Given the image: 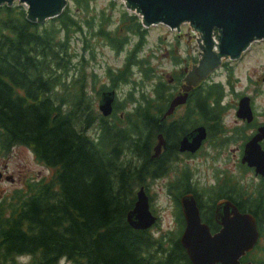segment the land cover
I'll return each instance as SVG.
<instances>
[{
    "label": "trees",
    "instance_id": "1",
    "mask_svg": "<svg viewBox=\"0 0 264 264\" xmlns=\"http://www.w3.org/2000/svg\"><path fill=\"white\" fill-rule=\"evenodd\" d=\"M93 1L68 0L72 6L42 24L28 21L22 6H0V156L15 146L26 147L50 171L48 177L29 180L22 189L1 197L0 264H191L179 243L180 212L179 230L156 237L133 230L125 217L134 203L133 189L141 187L145 177L154 180L171 171L165 154L176 152L179 138L193 127L186 128L190 115L200 117L212 134L220 132L222 87L201 84L184 116L161 120L171 91L159 79L149 98L131 75L135 68L141 81L153 77L148 60L137 55L146 29L138 17L123 11L119 25L109 30L110 16L91 15ZM74 36L81 39L82 51L72 65ZM130 37L137 42L126 53L123 67L105 70L110 86L97 95L128 85L123 104L135 105L122 118L113 115L108 121L86 96L97 80L89 67L94 60L90 40L100 39L118 54ZM123 104H116L115 112L123 110ZM94 127L95 137L88 136ZM157 133L165 137L166 151L152 160V149L149 152ZM126 154L137 160H127ZM182 174L190 178L186 171ZM182 178L168 187L176 207L182 192H195ZM228 185L208 197L211 203L199 205L204 220L212 218L216 200L227 198L239 211L262 221V192L254 197L232 179ZM205 207L210 208L208 213Z\"/></svg>",
    "mask_w": 264,
    "mask_h": 264
},
{
    "label": "rangeland",
    "instance_id": "2",
    "mask_svg": "<svg viewBox=\"0 0 264 264\" xmlns=\"http://www.w3.org/2000/svg\"><path fill=\"white\" fill-rule=\"evenodd\" d=\"M66 1L67 4L71 5V3H68V0ZM110 2H114L113 6H110ZM124 3H126L124 0H94L92 4L93 13L91 15L98 18L100 13L103 12L106 16H110L108 28L112 31L119 25L120 13L127 11ZM72 11V13H76L74 9ZM78 17L83 16L78 15ZM210 38L214 43H212V49H210L208 54L211 56V59H214V57L218 56L217 38L215 39L213 35ZM136 42L135 38L130 37L124 51L115 54L102 40H96V38L90 40V44L93 45L94 60L89 63V67L90 71L96 74L97 80L93 86L92 84L89 85L86 96L91 101L94 111L98 114L99 95H97V92H100L103 87L108 88L110 86L104 74L105 70L107 68H111L113 71L120 69L124 63L126 53L132 49ZM70 50L74 55V59L71 61L72 65H74L78 61V56H80L82 51V41L79 37L74 36ZM202 50H204L202 35L194 32L187 23L181 24L178 28L174 29H170L162 24L148 27L146 29L144 45L137 55L140 59L148 60L149 67L153 69V77L150 81H141L142 79L138 71L132 68L131 75L132 79L137 83V89L142 88L145 95L150 98L153 95V86L160 79L167 85L169 91L170 89L172 90L175 86L180 85L176 79L179 74V67L187 68L189 72L192 67H190V62L187 59H192L194 56L195 61L197 58L200 61L204 56ZM87 57L88 54L85 52V58ZM175 58L179 60L178 63L174 62ZM208 61L207 59L205 64ZM223 62L227 64L226 68L221 67V64H224ZM185 65L188 66L185 67ZM207 67L208 70L204 77L205 80H208L206 83H219L222 87V96L219 104L221 112L218 115L221 130L219 133L212 135V130L209 131L207 129L200 117L192 118L190 115L186 128L195 124V128L202 127L204 130L205 128L207 130V137L200 149L190 155L185 152L180 153L178 149L170 155L165 154L167 160L171 161H169L171 171L165 177L154 180L145 177L143 183L140 184L144 189L145 195L148 197L151 214L158 218L157 228L150 229L153 237L159 236L163 232H176V230H179L176 204L171 191L168 190V185L175 179L181 178V172L186 171L187 175H189V187H193L195 194L201 196V204L203 206L204 202H210L206 192L208 188L218 185L225 174L232 178L233 183H239L240 186L247 189L245 190L247 193H251V189L256 188L259 181V178L255 177L252 170L240 163L243 144L252 133L246 129L242 121L236 118L235 110L237 101L241 96L249 97V106L252 107L254 113L253 124H264V40L252 42L240 57L235 60L219 59L216 65H207ZM181 85H183V82ZM129 88L128 85H119L113 89L115 92V105L123 104ZM185 93L182 90L174 97L184 95ZM135 98L138 99L136 96ZM170 101L168 100L167 105ZM134 105L132 103H124L123 110L114 112V116L122 118L125 113L131 112ZM189 107L190 101L187 100L186 103L176 105L173 111L164 118L165 114H162L160 119L165 122L180 119L187 113ZM105 119L111 121L114 118L111 116L109 118L105 117ZM96 131L94 127L88 130L86 134L95 137ZM157 134L154 135L149 154L157 141ZM223 140L225 141L222 142ZM262 149L264 150V146H262ZM127 160L137 159L128 156ZM0 173L2 174V179L0 180V198L4 194H9L16 189H22L29 180H38L41 176L48 177L50 175V171L47 168L34 160L31 151L22 146H15L10 149L8 154L0 156ZM4 177H11V179L9 181ZM226 186L229 185L227 184ZM138 188L139 186H136L133 189V193ZM209 209V207H205L204 212L208 213ZM208 223L206 221V224ZM261 227L264 230V216ZM260 244V246L264 247L263 237ZM249 256L250 260L264 261L263 251L258 252L255 250ZM24 260L22 259L21 262H24ZM60 264L67 263L61 261Z\"/></svg>",
    "mask_w": 264,
    "mask_h": 264
},
{
    "label": "water",
    "instance_id": "3",
    "mask_svg": "<svg viewBox=\"0 0 264 264\" xmlns=\"http://www.w3.org/2000/svg\"><path fill=\"white\" fill-rule=\"evenodd\" d=\"M26 6L27 19L42 24L57 17L66 6L65 0H0V6H11L16 2ZM127 7L135 10L142 17L145 26L162 24L170 29L187 23L202 35L204 56L198 66L192 67L186 78L182 96L175 98L165 112L170 114L178 104L185 103L187 93L196 81L206 75L207 65H216L221 58L237 59L254 41L264 40V0H124ZM211 35L217 38L218 56L211 59L208 54L212 47ZM209 60L206 63V60ZM206 67H205V66ZM203 68V69H202ZM198 75L191 79V75ZM196 80L195 82H193ZM113 93H103L98 102V110L103 116L111 112L110 104ZM235 116L249 123L251 110L249 99L238 101ZM205 131L195 128L179 142V152H195L203 139ZM264 141V126L244 146L241 160L256 174L264 175V152L259 142ZM162 136H157L153 157L158 156L164 147ZM184 218V229L179 239L181 247L191 264H252L240 263L239 259L252 250L258 233L254 218L247 213H240L229 201H219L215 205L214 221L220 226L215 233L209 232L206 224L201 223L195 201L190 194L180 199ZM148 209V199L142 188L135 195L133 208L126 214L127 224L134 230H145L155 222Z\"/></svg>",
    "mask_w": 264,
    "mask_h": 264
},
{
    "label": "flooded vegetation",
    "instance_id": "4",
    "mask_svg": "<svg viewBox=\"0 0 264 264\" xmlns=\"http://www.w3.org/2000/svg\"><path fill=\"white\" fill-rule=\"evenodd\" d=\"M188 60V62H190V67H196V66H198V64H199V60H198V58H197V60L195 61V57L193 56L192 57V59H187ZM188 65H185V67H187ZM180 73L181 74H183L184 76L188 73V71H187V68H182V70L180 71ZM192 93H193V91L191 92V93H189V98H188V100L190 101V98H191V95H192ZM258 126L259 125H253V124H250V125H246L245 127H246V129L247 130H249L250 131V133H252L250 136H248V138H247V141L253 136V135H255V133H256V130H257V128H258ZM181 138V137H180ZM179 138V139H180ZM178 142H179V140H178ZM262 146H264V142L263 143H261V147ZM165 151H166V149H165ZM186 154H188V155H190L189 153H186ZM158 160V159H157ZM184 181H187V183L190 181V178L187 180V179H184V178H182ZM183 182V181H182ZM185 183V182H184ZM183 183V184H184ZM187 193H191V194H193L194 195V197L196 198V201H197V203H198V205H201V206H203L202 204H201V196L200 195H197V194H195V193H193V192H190V191H184L183 192V194H187ZM211 203V202H210ZM211 215H212V211H211ZM209 226H210V228L212 229V218L210 219V221H209V224H208Z\"/></svg>",
    "mask_w": 264,
    "mask_h": 264
}]
</instances>
